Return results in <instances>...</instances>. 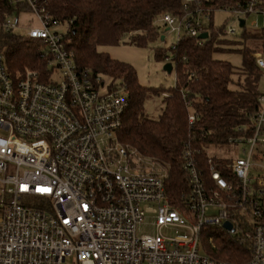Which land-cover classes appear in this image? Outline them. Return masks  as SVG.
<instances>
[{
    "label": "built area",
    "instance_id": "built-area-1",
    "mask_svg": "<svg viewBox=\"0 0 264 264\" xmlns=\"http://www.w3.org/2000/svg\"><path fill=\"white\" fill-rule=\"evenodd\" d=\"M17 1L40 23L27 38L42 43L48 76L44 81L30 70L13 76L0 54V264H264V174L253 175L264 170L258 164L264 159V52L252 53L262 72L259 111L226 144L238 148L237 158L216 160L207 149L202 165L201 150L186 151L189 189L175 202L168 169L119 140L129 107L123 81L108 83L78 66L67 33L49 30L62 24L39 0ZM231 1L218 11L233 14V24L217 34L235 38V25L246 29L256 17L249 34L263 36L264 0ZM20 15L0 23L2 32L14 33ZM202 15L210 18L197 10L182 18L164 15L160 23L178 39L187 35L202 44L200 36H210L199 23ZM56 74L61 81H52ZM186 105L193 125L195 102ZM143 225L154 233L140 235ZM207 230L249 242L250 259L202 255ZM207 242L216 248L213 235Z\"/></svg>",
    "mask_w": 264,
    "mask_h": 264
},
{
    "label": "trees",
    "instance_id": "trees-1",
    "mask_svg": "<svg viewBox=\"0 0 264 264\" xmlns=\"http://www.w3.org/2000/svg\"><path fill=\"white\" fill-rule=\"evenodd\" d=\"M39 3L53 20L69 24V48L78 66L126 85L129 107L119 140L168 169V192L175 202H180L189 189V177L183 169L184 153L201 150L199 159L204 165L207 149L226 145L235 129L247 124L259 111L262 72L252 53L264 52V35H242L253 47L235 50L243 59L240 68L218 57L238 44V36H219L213 25L208 26L210 36L202 44L196 38L182 36L171 48L177 82L176 88L170 90L143 87L132 66L99 51L102 46L119 45L124 37L134 46L147 47L162 40L160 20L164 15L182 18L202 10L210 13L212 19L218 9L232 5L231 0H192L190 3L184 0H39ZM29 9L22 1L0 0V23L28 13ZM0 54L13 76L26 70L38 72L44 81L48 76V59L38 41L3 32ZM157 57L168 58L162 52ZM150 93L168 95L163 97L164 108L157 120L150 119L145 112L144 103ZM189 100L195 102L198 115L193 125L188 120L190 112L186 102ZM210 235L216 244L209 251L213 258L233 263L250 259L249 242L237 243L223 232L216 234L211 230L204 232L202 240L207 242Z\"/></svg>",
    "mask_w": 264,
    "mask_h": 264
},
{
    "label": "rangeland",
    "instance_id": "rangeland-1",
    "mask_svg": "<svg viewBox=\"0 0 264 264\" xmlns=\"http://www.w3.org/2000/svg\"><path fill=\"white\" fill-rule=\"evenodd\" d=\"M235 16L231 14L229 11H216L213 14V18L202 15L199 17V23L205 27L210 25L214 26L215 30H227L229 26L233 24ZM256 17H252L248 19V24L246 29H241L239 26L235 25L238 33V38L236 41L238 44L230 47L231 49L223 54H219V59L223 61H227L231 63L236 68H240L242 65V56L235 52V50L239 49H249L252 46L251 42L245 41L242 38L244 32L250 33V24L253 19ZM20 25L15 30V34L22 37H27L28 33L32 28H39L40 23L37 18L34 17L31 13L22 14L19 17ZM260 23L264 22L263 18H260ZM163 32L164 40L159 39L155 43H150L147 47H137L134 46L128 37H124L122 43L117 46H102L99 48L100 52L108 54L112 59L126 63L135 70L137 74L138 81L140 85L148 89H164L170 90L176 88V72L173 71L171 74L165 71V66L171 63L172 59V51L171 48L178 42V33L177 32H169L167 31V27L161 24ZM51 33L58 31L59 33L66 34L69 31V26L67 23H64L58 27L50 28ZM2 28L0 25V36L2 34ZM234 50V51H232ZM158 52H162L165 57L164 59H158ZM52 81H61L62 76L60 74H56L52 76ZM110 79L106 78V81L110 83ZM235 88V85L232 86ZM164 98L163 94L160 96L149 94L144 103V108L146 114L150 119L157 120L162 114L164 108ZM247 147V146H246ZM248 149V147H247ZM238 151V148L232 146H218L210 148V152L213 156H215L219 160H223L225 158L236 159V155L234 153ZM239 157L243 158L244 153L241 151ZM261 161L258 164L264 167V159L261 158ZM264 170H255L253 171L254 178H257L259 175H263ZM152 234L154 230L147 226H141L139 228V234ZM165 236L173 237L174 233L171 231H163ZM200 253L202 255L209 254L211 251V247L208 242H204L203 240L200 242ZM64 264H76L74 259H68Z\"/></svg>",
    "mask_w": 264,
    "mask_h": 264
},
{
    "label": "water",
    "instance_id": "water-1",
    "mask_svg": "<svg viewBox=\"0 0 264 264\" xmlns=\"http://www.w3.org/2000/svg\"><path fill=\"white\" fill-rule=\"evenodd\" d=\"M245 25V22L242 20L241 21V27H243ZM168 31V30H167ZM209 38V34L208 33H204L200 36V39L202 40H207ZM162 40H164V37H162ZM165 71L168 72L169 74H171L173 72V65L171 63L167 64L165 66ZM225 228L227 229H231V225L230 224H226Z\"/></svg>",
    "mask_w": 264,
    "mask_h": 264
}]
</instances>
